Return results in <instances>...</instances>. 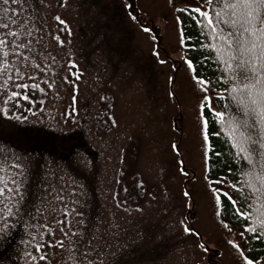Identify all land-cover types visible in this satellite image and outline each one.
<instances>
[{
	"label": "rangeland",
	"instance_id": "374dc122",
	"mask_svg": "<svg viewBox=\"0 0 264 264\" xmlns=\"http://www.w3.org/2000/svg\"><path fill=\"white\" fill-rule=\"evenodd\" d=\"M45 3L42 47L63 67L54 77L36 74L53 87L42 85L44 93L29 90L31 104L18 101L20 107L13 108L0 102V109L7 108L0 111V176L11 173L17 160L35 163L33 171L24 169V184L26 206L38 219L22 212L7 220L8 228L0 232V264H74V245L56 223L68 210L74 227L78 220L90 227L123 226L130 239L117 264H237L226 241L239 240L241 230L231 228L229 234L214 216L219 205L213 206L206 176L204 101L186 64L176 6L169 0ZM73 60L78 69L67 66ZM77 71L83 73L78 81L70 74ZM65 76L72 83L64 84ZM109 117L117 121L114 126ZM53 173L76 192L66 198V209L47 191ZM46 225L56 229L55 236L46 235ZM45 241L43 253L35 251L36 243ZM29 253L48 259L33 261Z\"/></svg>",
	"mask_w": 264,
	"mask_h": 264
},
{
	"label": "snow or ice",
	"instance_id": "6c2138e0",
	"mask_svg": "<svg viewBox=\"0 0 264 264\" xmlns=\"http://www.w3.org/2000/svg\"><path fill=\"white\" fill-rule=\"evenodd\" d=\"M47 6L45 0H0V102L5 105L11 104L13 108H19L18 101H28L31 104L33 101L29 90L31 93L37 91L44 93L45 88L42 85L53 87V82L41 80L36 74H51L54 77L63 67L57 66L56 54L42 47L44 36L41 12L46 10ZM63 6L66 7L67 4ZM174 11L181 14L187 12L189 19L202 29L200 35H205L203 29H207V35L211 36L212 42L205 45H199L197 42L192 46L193 50L199 51L202 46L215 52L216 59L213 63L216 72L219 73L215 84L223 85L225 92L230 93L238 113L228 127L233 133L231 148L235 149V158L241 165L240 170L244 171V166L248 168L244 173L247 179L238 184L229 183L227 178L209 177L212 179L210 191L213 195L214 208L216 205L225 206L223 213L217 211L214 212V216H220L217 222L227 229L229 234L232 233V229L225 221L230 215L237 222L241 220L244 222L243 230L236 234L239 240L229 238L226 241L237 253V264H264V259H261L264 253H256L257 247L264 246V0H203L201 5L174 8ZM55 19L71 36V29L66 21L59 16ZM131 19L136 21L137 17L132 16ZM141 27L144 32L150 31L147 26ZM55 40L61 46L64 45L59 35ZM185 59L194 83L201 86V99L204 101L203 138L209 140L213 132L220 134L215 128L213 117L224 123V112L216 111L213 107V97L210 95L213 81L208 75H202L200 72V68L211 59V56L205 54L204 61H200L199 56ZM160 63L164 61L161 60ZM67 66L69 69H78V64L74 60ZM70 74L74 75L76 81L83 75L79 71ZM62 82L72 83L67 76ZM104 99L107 100V97ZM216 99L223 101L227 96L217 95ZM40 102L45 103L44 100ZM0 111L7 112V108ZM35 114L33 112V115ZM108 121L113 126L117 123L111 117ZM237 131L238 137L235 135ZM212 155L219 157L221 153L213 151ZM35 167V163L22 164L17 160L10 165L11 173L5 172L4 176H0V221H3L0 232L8 228L9 218L20 216L22 212H27L34 220L38 219L26 206L28 197L24 184L26 179L24 169L33 171ZM235 170L234 168L233 171ZM208 171L212 170L209 168ZM52 175L54 179L46 180L47 191L66 209L69 203L66 198L75 196L76 192L74 189H68L67 181L64 185L58 183L64 180L63 176L55 173ZM233 179L238 180L237 177ZM253 194L259 201L258 207L252 203ZM184 195L188 196L189 193L185 192ZM242 199L246 201V211H241L239 202ZM33 207L37 213H41L42 210L38 206ZM253 207L256 208L255 212L252 211ZM228 208H231V213L228 212ZM70 214L71 210L63 211L64 219H59L56 223L62 226L60 231L70 237V243L74 245L71 249L74 264H117L116 257L123 252L130 239L126 238V231H121L123 226L112 223L110 226L104 224L90 227L82 220H78V227H74L68 219ZM180 223L183 225L184 221ZM45 227L50 229L46 232L49 238L55 236L56 229L51 228V225ZM65 228L73 230L67 232ZM183 231L198 234L197 230L187 227H183ZM254 241H258L259 244H254ZM47 246L49 245L46 241L37 242L35 251L43 253ZM51 246L57 245L54 243ZM58 246L65 248L64 240H59ZM198 247L206 249L204 243H199ZM29 256L33 261L48 259L43 254L36 257L29 253Z\"/></svg>",
	"mask_w": 264,
	"mask_h": 264
},
{
	"label": "trees",
	"instance_id": "16d2710c",
	"mask_svg": "<svg viewBox=\"0 0 264 264\" xmlns=\"http://www.w3.org/2000/svg\"><path fill=\"white\" fill-rule=\"evenodd\" d=\"M171 4L173 6H176V8H191L198 5L203 4V0H172ZM180 25H181V31H182V39H183V49L185 51V55L187 58L193 57V56H199L200 61H204V55H210L211 59L206 61L204 63V66L200 68V72L202 75H208L209 78L213 81L212 84V91L210 92V95L213 97V107L216 111H222L224 112V123L221 122L220 119H215V128L219 130V135L216 132H213L211 135V138L207 140L208 144V155H207V178L210 181V184L212 186V179L216 178H227L229 183H240L247 179L245 176V172L248 171V168L244 166V171L240 170V163L235 158V149L231 148V142L233 139V133L228 127V124L237 117V108L235 102L232 100L230 93L225 92L224 86L220 85L217 86L215 84L216 76L219 75V73L216 72L215 65L213 61L216 59V54L211 49H206L204 47H200L199 51L193 50V45L197 44L199 42V45H205L210 44L211 36L207 35V29H203L205 32V35H200L202 29L199 25L194 24L191 19H189L188 13L185 12L183 14L177 12ZM186 33H189V35H186ZM199 67V63L197 64ZM217 95L227 96V99L221 101L216 99ZM203 118H204V111L202 110ZM235 135L238 137V131L235 133ZM216 151L221 153L219 157L212 155V152ZM211 169L212 171H208V169ZM236 169L233 171V169ZM209 177H212V179H209ZM237 177L238 180H234L233 178ZM252 203L259 206V201L256 199L255 194L252 195ZM241 206V211H246V201L243 199L239 202ZM224 207L222 205H219L218 212L223 213ZM256 208L253 207L252 211L255 212ZM231 208H228V212L231 213ZM225 222L229 223L230 228L237 230L240 229L243 230L244 222L241 220L237 222L235 219L232 218L230 215L228 220ZM254 244L258 245V241H254ZM256 253L261 254L264 253V246L257 247ZM261 259H264V255H261Z\"/></svg>",
	"mask_w": 264,
	"mask_h": 264
}]
</instances>
